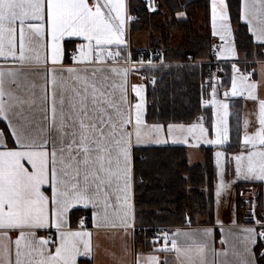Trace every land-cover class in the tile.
<instances>
[{
  "label": "crops",
  "instance_id": "crops-1",
  "mask_svg": "<svg viewBox=\"0 0 264 264\" xmlns=\"http://www.w3.org/2000/svg\"><path fill=\"white\" fill-rule=\"evenodd\" d=\"M128 1L0 0V264H264V191L260 220L236 221L228 197L219 220L214 210L169 226L170 249L153 237L159 226L135 219L133 148L183 146L193 166L183 125L204 120L146 121L142 69L152 66L132 64L131 51L148 46ZM239 16L252 49L231 20L227 34L210 28L230 80L222 89L209 77L203 103L223 104L229 128V106L242 101L241 151L264 147V0H239Z\"/></svg>",
  "mask_w": 264,
  "mask_h": 264
},
{
  "label": "trees",
  "instance_id": "trees-1",
  "mask_svg": "<svg viewBox=\"0 0 264 264\" xmlns=\"http://www.w3.org/2000/svg\"><path fill=\"white\" fill-rule=\"evenodd\" d=\"M161 1L163 4L158 3L157 10L153 13H149L142 0L128 1L129 13L135 18L133 29L150 30L152 34L159 32L164 39L173 30H179L185 36L184 42L177 49L169 48L167 51L169 40L161 43L166 49L165 61L171 63L167 67L158 65L152 71L155 81L145 83V119L148 123L166 126L170 123L190 124L203 118L210 130L211 108L203 102L210 99L211 83L207 79L211 76H208L204 64H192L194 59L205 58L207 61L210 58V0H190L187 3L184 0ZM226 2L231 23L236 27V39L250 51L252 45L247 38V29L240 21L239 0ZM162 5L166 6L163 12ZM196 12H202L199 28L192 22ZM177 13L186 14V17L179 18ZM158 18L162 19L161 23ZM137 51H131L133 59H136ZM146 69L147 67L142 69L144 73ZM229 80L230 70L225 67L220 80L222 89L228 87ZM229 108V142L225 150L230 153L239 150L241 145L242 101L231 102ZM200 150L203 153V163L190 166L183 146L133 148L134 212L137 222H145V226L149 227L175 226L182 225L186 218L195 223L206 212H210L209 216L212 217L216 180L212 149L202 146ZM246 187L250 185L238 183L236 188L235 220L238 222H243L242 194ZM261 196L260 191L257 199ZM79 213L80 210L72 211L71 219L77 218ZM255 216L258 220L261 219L260 206ZM261 262L264 263V255Z\"/></svg>",
  "mask_w": 264,
  "mask_h": 264
},
{
  "label": "rangeland",
  "instance_id": "rangeland-1",
  "mask_svg": "<svg viewBox=\"0 0 264 264\" xmlns=\"http://www.w3.org/2000/svg\"><path fill=\"white\" fill-rule=\"evenodd\" d=\"M189 1H185L187 3ZM129 3V2H128ZM161 4H163V1H161ZM166 4V3H165ZM185 6V5H184ZM165 5H162V12L165 9ZM211 10H210V28L213 32L214 30H217L219 34H227V31H229L227 28V21H230L229 17H225L226 12V4L224 0H211L210 4ZM150 13V12H149ZM202 12H196L193 18L194 22L193 24L197 26V28L200 27V19L202 17ZM177 16L180 17H186V14L182 15V13H177ZM162 19L158 18V22L161 23ZM143 31V30H141ZM200 31V30H199ZM146 32V41L148 48L151 49H158L161 51V58L160 63L163 65V67H167L171 62L165 61L164 55L166 54V49L163 44H161L163 41L169 40V45H167V51L169 48L177 49L179 45H181L184 42V34L182 32H179V30H173L169 31L166 36L167 39H164V36L162 33H154L152 34L150 30L143 31ZM203 32V31H202ZM216 35V34H214ZM219 38H221L219 36ZM162 46V47H160ZM209 54H210V39H209ZM201 59L205 58H197L194 59V62L197 63V61H200ZM178 63V62H177ZM159 64V65H161ZM195 64V63H192ZM158 66V65H157ZM157 66L147 67L145 73L147 75L146 82L153 83L155 81L154 74L152 75V71H154ZM143 68V67H142ZM148 72V74H147ZM154 73V72H153ZM150 80V81H149ZM144 93V90H143ZM140 102V99L138 103ZM144 106V102H143ZM221 106H224L223 104H218L216 101L212 105V121H211V129L209 130L207 128V125L201 121L200 123H193L189 126L183 125L184 129L186 130V134L188 135L187 139H184V142H180L183 145L187 147L188 151H197V156H194V159L201 163L203 161V153L201 152L200 148L202 146H211V147H217L218 148H212V156L214 161V167H215V174H216V180L214 184V190H213V200H214V209L215 215L214 218L219 220L220 217V207H226L225 202L228 200L227 198H235L236 188L238 183H249V181H254L255 183L248 184L250 187L244 188L242 194L243 198V221H250V218L252 219L253 215L255 216L256 210L259 207V202L255 205V207H248V201L253 196L259 195L260 191L261 194L264 191V147L260 149V147H252L253 144L248 146L246 149H242L241 151L236 152H227L222 145H225L228 142L229 137V128H228V118L226 116V109L221 108ZM199 124L201 126H199ZM206 131V136L203 135V129ZM157 128V127H153ZM183 135V131L179 134H175L172 137V143H179L178 141H181V137ZM162 138L161 143L167 144V140L165 138L164 133L162 132ZM189 139L193 141L195 145H191L189 143ZM171 142V140H168ZM162 146V145H158ZM250 147V149H249ZM210 148V147H206ZM259 182V183H258ZM191 188V187H190ZM204 189V188H203ZM246 189V190H245ZM230 208L235 207L234 205L230 204ZM196 204H198L196 202ZM216 205L218 207H216ZM175 210V208H173ZM236 211V210H235ZM210 212H206V214H203L199 217L203 218V221L211 219V216H209ZM256 217V216H255ZM257 219V218H256ZM200 220V219H197ZM261 239V237H260Z\"/></svg>",
  "mask_w": 264,
  "mask_h": 264
},
{
  "label": "built area",
  "instance_id": "built-area-1",
  "mask_svg": "<svg viewBox=\"0 0 264 264\" xmlns=\"http://www.w3.org/2000/svg\"><path fill=\"white\" fill-rule=\"evenodd\" d=\"M149 12H154L157 9V0H142ZM131 21L135 18L131 16ZM222 39L218 36H211L210 38V58L204 62H198V64H204L207 68L208 76L222 77L223 65L230 64L228 61H223L220 56L222 53ZM75 54V52H73ZM161 51L158 49L143 48L137 51L136 59L132 62L136 66H147L160 64ZM257 204L256 196H253L248 201V206L255 207ZM175 233V227L159 226L153 229V237L165 249H170L173 245V236ZM261 241H264V233L260 234ZM50 238H53L51 235Z\"/></svg>",
  "mask_w": 264,
  "mask_h": 264
}]
</instances>
